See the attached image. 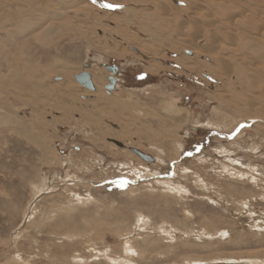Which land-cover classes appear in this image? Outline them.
<instances>
[{
  "label": "rangeland",
  "instance_id": "1",
  "mask_svg": "<svg viewBox=\"0 0 264 264\" xmlns=\"http://www.w3.org/2000/svg\"><path fill=\"white\" fill-rule=\"evenodd\" d=\"M262 217L264 0H0V264H264Z\"/></svg>",
  "mask_w": 264,
  "mask_h": 264
},
{
  "label": "water",
  "instance_id": "2",
  "mask_svg": "<svg viewBox=\"0 0 264 264\" xmlns=\"http://www.w3.org/2000/svg\"><path fill=\"white\" fill-rule=\"evenodd\" d=\"M89 63H85L84 67H88ZM107 69L113 73V75L109 76V82L107 84H105V88L107 90L108 93H111L113 90H115L119 79L116 77V74L119 70V67L117 65H113V66H107ZM75 79L76 81H78L80 84H82L85 88L94 91L95 90V86L93 84L92 81V76L91 74L86 71L83 70L81 72H79L78 74L75 75ZM133 152H135L136 154H138L142 159L149 161V162H154V157L137 149H132Z\"/></svg>",
  "mask_w": 264,
  "mask_h": 264
},
{
  "label": "bare ground",
  "instance_id": "3",
  "mask_svg": "<svg viewBox=\"0 0 264 264\" xmlns=\"http://www.w3.org/2000/svg\"><path fill=\"white\" fill-rule=\"evenodd\" d=\"M85 63H89V61L88 62H85ZM84 63V64H85ZM84 64H83V66H84ZM91 65H90V63H89V66L88 67H84V68H89ZM84 70H86V69H84ZM86 71H88V70H86ZM89 72V71H88ZM90 74H91V72H89ZM91 76H92V74H91ZM111 76V75H110ZM99 77V76H98ZM116 77H117V74H116ZM108 79H109V77H108ZM92 81H93V76H92ZM82 85V84H81ZM83 86V85H82ZM95 86V85H94ZM96 89V88H95ZM154 157V156H153ZM231 158V157H230ZM155 160H156V158L154 157V162H152V163H155ZM233 161V160H232ZM163 162V161H162ZM235 164V163H234ZM238 164V163H237ZM236 165V164H235ZM236 167V166H235ZM255 180V179H254ZM37 187V186H36ZM47 188L48 189V186H46V184L43 186V187H39L38 186V190H41V189H44V188ZM180 192H181V190H180ZM262 218H264V217H262ZM264 220V219H263Z\"/></svg>",
  "mask_w": 264,
  "mask_h": 264
},
{
  "label": "snow or ice",
  "instance_id": "4",
  "mask_svg": "<svg viewBox=\"0 0 264 264\" xmlns=\"http://www.w3.org/2000/svg\"><path fill=\"white\" fill-rule=\"evenodd\" d=\"M107 7H120V5H107Z\"/></svg>",
  "mask_w": 264,
  "mask_h": 264
}]
</instances>
